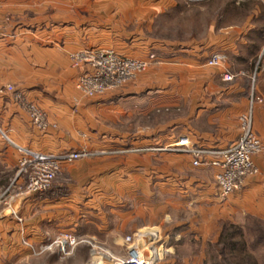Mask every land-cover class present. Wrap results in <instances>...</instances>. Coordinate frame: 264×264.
I'll return each instance as SVG.
<instances>
[{
	"label": "crops",
	"instance_id": "0c3cea01",
	"mask_svg": "<svg viewBox=\"0 0 264 264\" xmlns=\"http://www.w3.org/2000/svg\"><path fill=\"white\" fill-rule=\"evenodd\" d=\"M133 1L0 0V192L17 172L18 147L117 151L187 137L196 146L226 149L242 134L239 118L249 110L254 75L262 100L254 108V128L264 142V0L211 2L214 17L206 31L184 41L143 36L175 3ZM85 48L134 58L153 53L158 61L111 96L84 98L76 83L88 67L73 66L71 55ZM214 53L226 56L222 67L207 65ZM225 71L237 77L225 82ZM9 86L45 113L46 129L34 125ZM175 109L176 118L152 128L154 112ZM189 162L119 153L63 164L49 192L14 203L17 217L0 206V264H92L85 244L65 258L41 248L68 233L119 251L139 227H167L165 217L183 208L197 214L193 232L204 242L219 241L223 221H264L263 158H257L260 174L226 197L213 168L172 184L171 169L186 174L194 170ZM174 186L178 195L171 196Z\"/></svg>",
	"mask_w": 264,
	"mask_h": 264
},
{
	"label": "built area",
	"instance_id": "2783aa9c",
	"mask_svg": "<svg viewBox=\"0 0 264 264\" xmlns=\"http://www.w3.org/2000/svg\"><path fill=\"white\" fill-rule=\"evenodd\" d=\"M73 66H86L87 71L77 80L76 89L87 98L102 96L109 91L122 88L145 73L148 68L157 63L158 58L153 53L144 58L127 57L110 49H82L71 55ZM226 56L214 53L207 65L219 68L224 65ZM243 75V73L239 74ZM237 75L225 71L222 80L233 81ZM255 75L252 78L249 110L240 116L242 134L240 138L226 149L208 148L193 145L189 138L182 137L174 144L126 150H87L62 152H43L27 147H18L20 158L15 176L0 192V206L17 214L13 208L17 200L49 192L61 172L63 164L101 155L119 153H153L172 152L185 153L192 158L195 168H213L216 185L222 196L226 197L243 190L247 179L260 174L257 158L264 156V143L254 128V108L262 100L255 95ZM16 99L23 102L34 125L46 129L47 116L36 105L26 100L23 94L15 92L9 86ZM57 128V125H53ZM5 136V135H4ZM6 137V136H5ZM163 237L158 231L145 229L138 235L127 238L131 242L124 256L112 255L106 249L99 247L91 240L73 234L60 233L48 244L42 246L41 252L58 250L62 258L73 255L80 245L91 248L92 264H156L159 259V249H163ZM160 246L158 247L157 245ZM148 251V252H146Z\"/></svg>",
	"mask_w": 264,
	"mask_h": 264
},
{
	"label": "rangeland",
	"instance_id": "374dc122",
	"mask_svg": "<svg viewBox=\"0 0 264 264\" xmlns=\"http://www.w3.org/2000/svg\"><path fill=\"white\" fill-rule=\"evenodd\" d=\"M128 2H132L133 0H127ZM173 3H175L174 8L169 7H163L164 12L159 15V17L156 20V23H154V26L145 32L146 37H151L153 39L158 40H192L195 36L199 37L202 35L206 28L213 19V6H210L211 2L215 5V3H221L224 4L229 2H241V0H169ZM243 1V0H242ZM89 2H97V0H89ZM134 3V1L132 2ZM166 3V0H164L163 4ZM216 3V4H217ZM131 29L134 31L137 29V27H131ZM111 50V49H110ZM226 62V61H225ZM139 78V77H138ZM131 81L130 83L135 82ZM128 83V84H130ZM14 91L16 92L15 88L11 86ZM255 87V86H254ZM115 91V90H114ZM114 91H109L105 93L102 96L98 97H105V96H111ZM255 95L256 89H255ZM81 97V95H80ZM87 98V97H84ZM92 99V98H91ZM27 100V98H26ZM28 101V100H27ZM177 117V110H169V111H162L159 110L158 112H154L153 115L148 118V121L150 125L152 124V128H157L158 126L167 123V121L170 119H174ZM264 143V142H263ZM158 146V145H156ZM161 146V145H160ZM155 147V146H154ZM155 155H165L169 157H183L190 159L189 164L191 165L192 170L191 172H187L186 174H181L176 171V169H171L170 172V181L172 184H179L182 182L185 177L192 178L196 177L197 175L195 172L198 171H211L212 168L204 167V168H195L192 165V158L185 153H172V152H153ZM263 158L264 156L258 157ZM173 171V172H172ZM59 178V175L57 176ZM56 178V180H57ZM55 180V181H56ZM54 181V182H55ZM178 187L174 186L171 187V196L178 195ZM172 198V197H171ZM160 201V199H159ZM171 208L172 204H171ZM140 209V208H139ZM175 211V214H169L165 217L167 221H169V225L167 227H156V226H141L139 227L133 234L127 236L125 238V245L122 247L119 251H111L108 248H106V245L100 246L101 248L106 249L109 253L112 255H118V256H124L127 253L128 247H130L131 242L127 241V238H132L136 235H138L139 232L145 230V229H153V231H158L162 234L163 237V244L165 241L167 243L164 244L163 249H159V259L162 260L160 263L156 264H186L187 261L189 264H194V262H201L206 260L208 258L207 255L209 253L211 256H217L218 252L217 249H214L211 244V242H204L201 238H196L194 234V221L197 216L195 211L191 208H183L179 211ZM238 223L240 224H233V223H226L221 222V230L222 232L232 226L236 225L243 229V233L245 235V240L249 242L250 248L249 252L251 253V256H253L254 261L257 264H264V243H261V245H254L253 242L258 241V239L254 236L258 230L264 231V221L259 224L257 223L254 218H247L243 219L240 218ZM167 228V229H166ZM250 233V234H249ZM237 240H241V238H238ZM158 247L160 246L157 245ZM148 252V251H146ZM205 256V259H204ZM218 261L221 262L220 259Z\"/></svg>",
	"mask_w": 264,
	"mask_h": 264
},
{
	"label": "trees",
	"instance_id": "16d2710c",
	"mask_svg": "<svg viewBox=\"0 0 264 264\" xmlns=\"http://www.w3.org/2000/svg\"><path fill=\"white\" fill-rule=\"evenodd\" d=\"M257 223L261 224L263 221L254 219ZM250 234V233H249ZM254 236L258 241L253 242L254 245H261L264 243V231L258 230ZM243 229L232 225L226 228L216 244H211L214 249H217L218 255L211 256L209 253L208 258L204 264H257L251 253L249 252L250 244L245 240ZM241 238V240H237ZM218 259L221 260L218 261Z\"/></svg>",
	"mask_w": 264,
	"mask_h": 264
}]
</instances>
